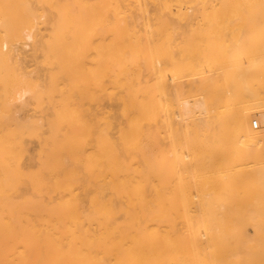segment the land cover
<instances>
[{
    "label": "bare ground",
    "instance_id": "1",
    "mask_svg": "<svg viewBox=\"0 0 264 264\" xmlns=\"http://www.w3.org/2000/svg\"><path fill=\"white\" fill-rule=\"evenodd\" d=\"M4 3L0 264H264V0Z\"/></svg>",
    "mask_w": 264,
    "mask_h": 264
},
{
    "label": "rangeland",
    "instance_id": "2",
    "mask_svg": "<svg viewBox=\"0 0 264 264\" xmlns=\"http://www.w3.org/2000/svg\"><path fill=\"white\" fill-rule=\"evenodd\" d=\"M3 1V2H2ZM2 2V3H1ZM2 4V5H1ZM5 3H4V0H1L0 1V7H2V8H0V22L2 21V23H0V44L2 45V40L4 39V37L5 36H3L2 37V35H3V32L5 31V28H6V26L8 25V23H9V19H8V17H5L6 15V13H5V5H4ZM4 7V8H3ZM135 8H134V6H133V4H131V3H128L127 5H126V17L121 21L122 22V24H125V25H127L128 24V22H129V20H131L133 17H135ZM4 14V15H3ZM5 20H4V19ZM6 20H8V21H6ZM4 24V25H3ZM7 24V25H6ZM4 29V30H3ZM1 37H2V40H1ZM0 45V46H1ZM1 48V47H0ZM3 50V49H2ZM3 57V56H2ZM0 59H1V55H0ZM1 61V60H0ZM3 61V60H2ZM1 63V67L0 68H3V73H2V69H1V72L0 73H2V74H0V79H1V82H2V84L3 85H1L0 84V94H1V96L3 95L2 93H3V91H4V89L3 88H5L6 86H7V84H8V80L11 78V77H8L7 75H9L10 76V71H9V69H8V67H7V64L3 61V62H0ZM29 63V67H32L33 65H31V63H32V61L30 62H28ZM3 65V66H2ZM6 65V67H4ZM139 65V64H138ZM5 68V69H4ZM134 68H136V67H134ZM7 71V72H6ZM9 72V73H8ZM8 73V74H7ZM3 75V76H2ZM2 76V77H1ZM5 76V77H4ZM3 78H5L4 80H3ZM7 78H9L8 80H7ZM3 81H5V83L3 82ZM1 90H3V91H1ZM0 104H1V101H0ZM121 105H122V101H121V99L120 98H105V100H104V110H105V115L107 116V118H109V120L110 121H112V123L114 124V125H116V124H118L119 122H121L122 121V115L120 114V108H121ZM27 112H28V114H30L32 111H31V109L29 110H27ZM27 112H25V113H27ZM254 117V116H253ZM253 117H251L250 118V120H249V125H250V121L252 120V118ZM100 124V123H99ZM158 124H160V123H158ZM256 129V128H255ZM110 133L111 134H113V133H115V128H111V130H110ZM157 140H159L162 144H164V142H165V136L163 135V133H160V135L158 136L157 135ZM25 146H26V148H27V156H30V155H32V154H34L36 151H37V148H38V140L36 139V138H27V139H25ZM25 158V165H28V164H30L31 163V160L30 159H28L26 156L24 157ZM86 198V197H85Z\"/></svg>",
    "mask_w": 264,
    "mask_h": 264
},
{
    "label": "built area",
    "instance_id": "3",
    "mask_svg": "<svg viewBox=\"0 0 264 264\" xmlns=\"http://www.w3.org/2000/svg\"><path fill=\"white\" fill-rule=\"evenodd\" d=\"M252 126H253V128H257V122L256 121H253L252 122Z\"/></svg>",
    "mask_w": 264,
    "mask_h": 264
}]
</instances>
